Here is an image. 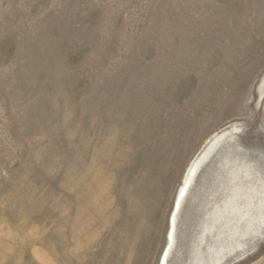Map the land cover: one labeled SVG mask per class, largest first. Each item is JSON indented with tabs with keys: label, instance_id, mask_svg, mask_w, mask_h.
<instances>
[{
	"label": "rangeland",
	"instance_id": "374dc122",
	"mask_svg": "<svg viewBox=\"0 0 264 264\" xmlns=\"http://www.w3.org/2000/svg\"><path fill=\"white\" fill-rule=\"evenodd\" d=\"M162 260L264 264V0H0V264Z\"/></svg>",
	"mask_w": 264,
	"mask_h": 264
},
{
	"label": "bare ground",
	"instance_id": "6f19581e",
	"mask_svg": "<svg viewBox=\"0 0 264 264\" xmlns=\"http://www.w3.org/2000/svg\"><path fill=\"white\" fill-rule=\"evenodd\" d=\"M206 150L198 156V158L192 163L191 167L189 168V171L187 172L186 179L184 180L185 183H184V185L181 188V191H180L179 196L177 198L178 200H176V202H175V203H177V204H175L176 211L177 210L179 211V208H180V206L182 204V201H183V199L185 197L184 195H185L186 191L188 190V187L191 184V182H192V180H193V178H194V176L196 174V171L199 168V166H200L205 154L208 152V151L206 152ZM176 211L173 213L172 220H174L176 218L177 214H178V212H176ZM163 260L161 261V264H163Z\"/></svg>",
	"mask_w": 264,
	"mask_h": 264
},
{
	"label": "water",
	"instance_id": "95a60500",
	"mask_svg": "<svg viewBox=\"0 0 264 264\" xmlns=\"http://www.w3.org/2000/svg\"><path fill=\"white\" fill-rule=\"evenodd\" d=\"M176 204H177V203H176ZM180 208H181V206H180ZM180 208H179V209H180ZM175 211H176V206L174 207V212H175ZM174 212H173V213H174ZM176 212H178V210H177ZM170 222H171V220H170ZM170 225H172V224L170 223Z\"/></svg>",
	"mask_w": 264,
	"mask_h": 264
}]
</instances>
